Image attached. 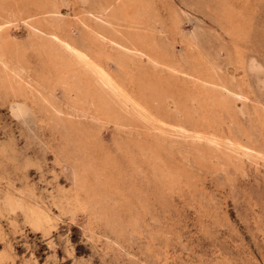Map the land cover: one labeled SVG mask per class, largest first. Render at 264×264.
<instances>
[{
    "label": "rangeland",
    "instance_id": "rangeland-1",
    "mask_svg": "<svg viewBox=\"0 0 264 264\" xmlns=\"http://www.w3.org/2000/svg\"><path fill=\"white\" fill-rule=\"evenodd\" d=\"M142 2L0 0V264H264V0Z\"/></svg>",
    "mask_w": 264,
    "mask_h": 264
},
{
    "label": "bare ground",
    "instance_id": "bare-ground-1",
    "mask_svg": "<svg viewBox=\"0 0 264 264\" xmlns=\"http://www.w3.org/2000/svg\"><path fill=\"white\" fill-rule=\"evenodd\" d=\"M3 1V5L2 7H4V5L6 3H8V6L10 3H12V0H2ZM143 0H118V6L120 5V7L122 8L121 11H125L129 6H132V5H135V4H138V5H143L145 3L142 2ZM4 9V8H3ZM145 9V8H144ZM51 11V10H50ZM49 12V11H48ZM55 12V11H54ZM144 13V12H143ZM55 16V15H54ZM60 17V16H59ZM47 18V17H46ZM134 18V17H133ZM133 20H136L135 18ZM9 20H2V22L0 23V62L5 64V55L6 54H11V52H13V50L15 49H18L17 46H15L16 44H12L10 43V40L8 38V34H7V30H8V27H9ZM54 23V25H53ZM51 25H53L55 28H61V29H65V27L67 26L65 22L61 21V19L57 18L54 20V22H51ZM13 25H11L12 27ZM32 27L35 29V33L40 36V37H45L49 40V42H52L54 43L55 45H58L60 46L63 50H65L66 52H71V53H77L83 60H86L87 55L86 53H82V52H77V50L72 46L71 42L69 41V39L61 36L58 32L54 31V30H46V29H43L42 27H37V26H34L32 25ZM46 27V26H45ZM30 30V29H29ZM56 30V29H55ZM11 33V32H10ZM98 42H102V40H100V37H97ZM9 40V41H8ZM90 49V48H89ZM88 50V48H87ZM112 50L114 52L118 51L119 52V48L116 46V45H113L112 46ZM141 50V49H140ZM138 50V51H140ZM16 52V51H15ZM20 53V52H19ZM48 53V52H47ZM19 55V54H18ZM52 55H49V64H48V67H50L52 64H56L54 62L55 58L52 57ZM44 57V56H43ZM19 58V57H17ZM67 58V57H66ZM47 62V61H46ZM119 64L120 67H122L123 65V62L122 60H119L117 62ZM90 65V64H88ZM92 65H90L91 67ZM93 68V67H92ZM99 68V67H98ZM95 69V68H94ZM23 70V69H22ZM66 70V69H65ZM199 70L197 69L195 73H199L198 72ZM52 72V71H51ZM24 73V72H23ZM27 73V72H26ZM55 73V72H53ZM14 75V74H13ZM60 75L63 77V80L66 81L67 79V76H68V72L65 73L64 69L60 72ZM196 75V74H195ZM56 76V75H55ZM100 76V75H99ZM7 77V76H6ZM104 79H105V85L108 86V87H111L113 90L115 89V86H114V82L112 79H110L109 77L107 76H103ZM197 77V75H196ZM83 78V77H82ZM49 82V81H47ZM51 82V81H50ZM213 83L215 85H217L218 87V84L216 83V81L214 80H211V78L207 79L206 81L204 80L202 86L200 87V95L202 96V99L204 100L205 98H208L210 97L211 98V95H212V98L213 100L211 102L214 103V107H217L218 110H224L225 108H228L233 110V108L235 107L234 104H230L231 101L229 102L228 98L227 97H224L222 95V93L220 92V89L216 88L214 89V93L215 94H212L210 93L209 89L206 88V84L205 83ZM67 88V87H66ZM73 88V90L75 89L76 90V87H71ZM23 89V87H22ZM70 89V88H69ZM70 91V92H73ZM78 90V88H77ZM80 90V89H79ZM9 91V90H8ZM43 91V90H42ZM81 91V90H80ZM112 91V90H111ZM29 94V93H28ZM211 94V95H210ZM31 96V95H30ZM47 96V95H46ZM82 99H80V103H84V104H87L89 106V108H93L95 110V113L99 116V117H102V116H108V115H111V114H114L113 112V107H112V104H111V100H109L108 98H106L103 93L99 92V93H96V92H89V91H83L81 92V95ZM32 97V96H31ZM48 97V96H47ZM14 98V97H13ZM21 99V98H20ZM162 102V101H161ZM128 103V102H127ZM143 103V102H142ZM177 102H175V110L177 111L178 114H185L184 115V119H193V114L192 113H187L185 111V113L183 112L182 109H179V107L176 105ZM161 104V103H160ZM163 105V104H162ZM162 109L164 111L165 114H171L172 112L171 111H168V109H166L164 106H162ZM151 106V105H150ZM228 106V107H227ZM178 107V108H177ZM18 108L19 109H22V105H18ZM129 109V108H128ZM145 114L146 116L148 117V119H155L152 117V114L151 112L148 110V108L145 107ZM71 113V112H70ZM46 114H48L46 112ZM45 114V115H46ZM65 114V113H64ZM143 114V113H142ZM177 114V115H178ZM62 114H60L61 116ZM52 116V115H51ZM66 116V115H65ZM64 116V117H65ZM63 118V117H61ZM114 118L116 119V115L114 114ZM57 120V119H56ZM60 121V120H59ZM58 121V122H59ZM60 123V122H59ZM65 124H68V123H65ZM69 125V124H68ZM6 144V143H5ZM6 146V145H5ZM7 153V152H6ZM7 156V154H6ZM1 157V156H0ZM4 157V156H2ZM6 158V157H5ZM9 158V157H8ZM4 160V159H3ZM9 160V159H7ZM11 161V160H10ZM13 162V161H12ZM16 166V165H15ZM17 167V166H16ZM16 169V168H15ZM78 201H80V199L78 197L75 198ZM4 210L7 212V213H11V212H14L16 207L18 206V202L15 201L14 199H12L10 196H7L6 199L4 200ZM1 210V209H0ZM17 210V209H16ZM24 211L25 213L27 212H31L34 211L31 207L27 206V207H24ZM17 212V211H16ZM19 212V210H18ZM36 219H46V215L45 213H42V212H39V213H36L35 215ZM3 218V217H2ZM51 223V222H50ZM53 223V222H52ZM11 227V226H10ZM1 228V227H0ZM4 235V234H3ZM1 238V237H0ZM7 247V246H6ZM8 248V247H7Z\"/></svg>",
    "mask_w": 264,
    "mask_h": 264
}]
</instances>
